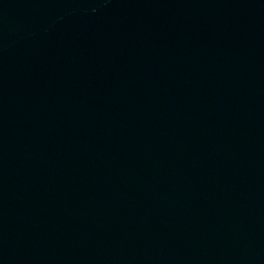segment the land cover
<instances>
[{"label": "water", "instance_id": "obj_1", "mask_svg": "<svg viewBox=\"0 0 264 264\" xmlns=\"http://www.w3.org/2000/svg\"><path fill=\"white\" fill-rule=\"evenodd\" d=\"M0 264H264V0H0Z\"/></svg>", "mask_w": 264, "mask_h": 264}]
</instances>
